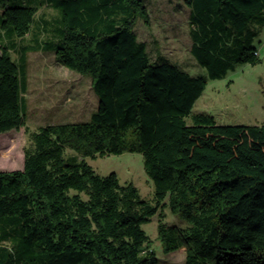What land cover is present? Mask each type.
I'll list each match as a JSON object with an SVG mask.
<instances>
[{"label": "trees", "instance_id": "obj_1", "mask_svg": "<svg viewBox=\"0 0 264 264\" xmlns=\"http://www.w3.org/2000/svg\"><path fill=\"white\" fill-rule=\"evenodd\" d=\"M183 1L209 79L259 63L251 27L264 26V0ZM44 3L59 11L54 39L22 47L39 6L0 0V135L26 127L29 52L89 76L98 106L84 122L25 128L22 170L0 172V264H160L143 229L156 215L163 253L184 248L185 264H264V125L193 113L207 81L151 59L132 29L149 22L141 0ZM124 152L143 156L151 201L87 162ZM166 208L186 226L167 225Z\"/></svg>", "mask_w": 264, "mask_h": 264}, {"label": "rangeland", "instance_id": "obj_2", "mask_svg": "<svg viewBox=\"0 0 264 264\" xmlns=\"http://www.w3.org/2000/svg\"><path fill=\"white\" fill-rule=\"evenodd\" d=\"M147 8L148 20L138 17L133 32L140 42L147 45L152 60L166 59L193 77H204L207 87L196 101L193 113H206L214 117L218 125L254 126L264 125V26L253 25L256 32L253 46L258 49L259 63L237 64L220 80H211L190 53L189 36L190 9L183 0H141ZM58 10L44 7L39 15L53 22ZM16 60V56H12ZM17 61V60H16ZM26 93L23 94V109L26 127L34 131L46 125L84 122L96 111L98 98L91 88V78L70 71L61 65L53 53L34 52L28 54ZM10 131L0 135V172L22 170L24 148L28 137L26 129ZM77 156L66 150L65 157ZM81 159V158H80ZM89 165L101 176L115 173L120 183H132L140 196L151 201L154 187L144 170V160L140 153L124 152L87 159ZM163 221L171 225L185 227V222L173 215L167 208L163 210ZM159 216L143 225L150 239V247L160 264H185L184 248L164 254L158 240L157 224Z\"/></svg>", "mask_w": 264, "mask_h": 264}, {"label": "crops", "instance_id": "obj_3", "mask_svg": "<svg viewBox=\"0 0 264 264\" xmlns=\"http://www.w3.org/2000/svg\"><path fill=\"white\" fill-rule=\"evenodd\" d=\"M19 1H22V3L25 5L39 6V10L36 14L34 24L32 25L30 32L22 39L21 46L22 47L29 46L31 45V43L35 41L38 44H45L47 42L52 41L54 37L51 31L54 28L53 26L59 20L58 18L59 14H57V18L53 22L47 21L46 19L42 17V15H39L42 8L49 7L47 4L44 3V0H19ZM0 14H1V11H0ZM0 42H2L3 44L4 43L7 44V41L1 31H0ZM38 52H42V51H38ZM30 53H34V52H29L27 53L26 56L28 57V54ZM46 53H50V52H46ZM11 56H17V54L14 52H11Z\"/></svg>", "mask_w": 264, "mask_h": 264}]
</instances>
